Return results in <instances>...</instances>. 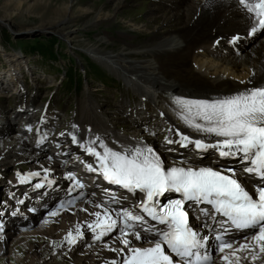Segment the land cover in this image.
<instances>
[{
	"label": "rangeland",
	"instance_id": "obj_1",
	"mask_svg": "<svg viewBox=\"0 0 264 264\" xmlns=\"http://www.w3.org/2000/svg\"><path fill=\"white\" fill-rule=\"evenodd\" d=\"M188 2L189 0H0V84L4 83L2 78L8 80L9 76L5 74L9 71V61L16 58L18 61H14V65L21 68L30 92L26 94L27 86H21L19 93L12 90L6 91L4 93L6 98L0 99V111H3L1 115L3 117L0 116V141L7 142V138L13 139L17 137L16 133L19 134L21 128L17 130V125L21 121L16 123L12 118V112L17 107L28 106L34 102L30 107L40 110L39 107H45L43 105L51 100L53 111L57 113L50 112V103L43 114H39L38 111V115L48 114L51 118L52 124L47 128L50 133L42 137L43 139H39V130L44 132L46 129H43L36 120L38 130L29 135L30 143H28L31 145L37 142L36 145L31 146L34 147L32 149L34 151L39 150L37 145L40 146L43 143L45 146L41 150L43 152L47 151V145L51 143L52 147L49 146V152H47L50 154L68 148L69 146L65 145L70 138L68 142L64 140L65 143L61 139L66 129L72 125L73 119L79 115L82 102L90 99L94 106L102 109V112H108L109 120L120 126L122 131L130 134L144 132L145 136L150 137V141L167 150L165 153L167 155L169 149H172V152L180 150L182 146L179 143H166V138L174 141L169 137V129L164 134L153 137L151 135L155 125L145 128L141 126L140 129L129 126L125 120L127 116L124 118L117 111L124 107H131L129 112L131 113L133 110L131 99H134L138 107L139 97L133 90L129 91L130 86L126 84V76L124 77L122 72L117 73L109 68L105 65L106 63L98 62L96 59L101 56H96L97 54L92 50L104 55H115L125 48L148 49V45L160 41L159 39L165 34L175 33L184 27L185 22H189V18H183ZM100 13L105 15V18L93 22ZM234 23L229 20L225 24L216 25L217 28L224 27L223 35L228 42L218 44L216 42L214 45L217 44L219 48L221 44L230 46V38H227L226 32H229L230 26ZM222 47L227 49L223 45ZM243 47L244 49L239 50L238 55L240 64L250 66L253 59H262L264 31L259 32L251 43ZM230 48L228 51L220 48V52L228 58L229 62L234 58L231 54L233 48L231 46ZM131 59L139 64L152 60L150 56H142L139 52ZM181 78L194 84L200 81L197 74L192 72L181 73ZM16 85L15 89H17ZM28 99L32 100L27 104L24 101ZM134 114H136L135 111ZM139 120L144 125L141 115ZM59 131L62 132L60 136ZM53 147L57 150L50 152L54 149ZM15 153L12 151V154L3 156L0 152L1 204L2 199L14 194L9 192L4 195L3 192L4 187L9 188L10 191L13 190L11 182L14 188L19 189L18 191L28 185L31 188V194L29 192L31 197L35 190H39L36 186L29 184V181L22 182L21 177L26 171L41 168L35 161H27L24 155ZM66 153L63 152L67 159L71 157L72 152L67 153V156ZM54 159H56V165L62 161L59 156ZM89 196L87 193L85 197L78 200L85 201ZM53 200L49 199L48 202L51 211L44 210L47 213L43 216L36 214L33 216L32 223L28 224L31 220L26 221L22 215L17 214L15 218L9 216L12 208V214H16L12 207L15 198L7 199L5 210L8 213H5V216L8 217V222H0V264H81L77 260L78 256L74 254V249L72 250L66 244V239L57 237L60 228L64 226L53 227L59 219L65 222L64 217L66 215L70 217L71 205L64 206L60 198H57L58 201L52 202ZM60 204H62L61 208ZM16 220H20L19 225ZM87 248L88 245L82 246V250ZM37 257H40L39 262L36 261Z\"/></svg>",
	"mask_w": 264,
	"mask_h": 264
},
{
	"label": "bare ground",
	"instance_id": "obj_2",
	"mask_svg": "<svg viewBox=\"0 0 264 264\" xmlns=\"http://www.w3.org/2000/svg\"><path fill=\"white\" fill-rule=\"evenodd\" d=\"M186 6V12L183 14V18H189V22H185L184 27L175 33L165 34L159 39L160 41L148 45V49L130 50L125 48L115 55H104L96 50L92 51L97 54L96 56H101L98 57L99 59H96L98 62L106 63L105 65L109 68L114 69L117 73L122 72V75L124 77L126 76L131 84L130 88L139 97L138 103L140 105H143V100L146 99L148 103L152 104V106L154 105V107L159 108L163 112L162 121L170 127L168 130L170 138H173L174 141H178L180 137L177 135V132H180L190 136L192 139H204L206 143H214L220 138L214 136L209 137L207 134L198 133L187 127L184 122L179 119L177 114L179 109L170 102L165 93L175 91L178 94L185 95L192 99H210L234 94L257 84H264V57L260 60L253 59L254 61L251 62L252 64H250V66H244L242 63L240 64L238 62V55L240 54L239 52L244 49L243 46L247 43H251L259 32L255 34L251 33V28L256 23L255 17L239 3V0H189ZM103 18H105V15H101L100 13L95 17L93 22ZM229 20L235 22L233 25L231 24L232 26H230L229 32H226L230 38V43L232 41L230 46L233 48L231 54L234 58L230 62L227 60L228 58L220 52L219 46L217 44L214 45L216 42H228L225 39L226 36L224 37L223 35L224 31L222 29L224 27L217 28L216 25L219 23L225 24ZM235 45L237 46L234 48ZM138 52L142 56H150L152 60H148V63L145 64L136 63V61L131 58L137 55ZM12 60L13 62L18 61L16 58ZM16 68L19 69L20 67L17 66ZM191 72L197 74L200 80L199 83H190L188 80L181 78V73ZM2 79L6 82L5 78ZM17 89L20 91L21 86ZM33 104L34 102L28 106L20 105L12 112V118L16 123L21 121L20 124L24 126V123H26L25 121L30 123L33 120L29 119L31 116L35 117L33 125H36V120H38L37 122L40 123L41 127L46 129L44 132H42L41 129L39 130V139H43L42 137L50 133L47 128L52 124L51 118L48 114H44L43 116L38 115V111L40 112V110L30 107L33 106ZM146 104L147 103H145V105ZM139 109L140 108L137 109L136 114H134V110H132L131 113H129L130 115L128 114L125 119L132 128L137 127L140 129L141 126H143L139 120L141 115ZM23 111H25V113H23ZM2 113L3 111H0V116ZM29 115L30 117H28ZM109 119L108 112H102L100 107L94 106L90 99H86L82 102L79 115L73 119L72 125L66 129L61 139L62 142L65 143L64 140L67 136L72 139L74 135L76 139H78V142L73 146L68 143L65 145L66 147L69 146L68 148H63L58 150L55 154H50L47 153L48 150L45 152L41 151L45 147L44 144L41 143L40 146L39 144L37 145L39 150L34 151L32 150L34 147L32 148L31 146L36 145L37 142L30 145L28 139L29 135L32 133L30 128L31 125L20 129L19 134L16 133L15 135L17 137L11 139L12 137L9 136L10 138H7L6 136L7 142L0 141V152H2L3 156L10 155L12 151H15V154L24 155L23 157H25L27 161H35L41 168L26 171L22 177H28V179L24 182L29 181V184H32V186L43 185V183L47 182L51 184L54 183L53 181L57 182L55 183L56 186L62 184L60 185L62 187L59 189L60 192L58 194L54 193V196L50 195L48 198L51 199L53 196L52 200L56 198V201H58L57 198H60L63 204H65L64 206L67 207V204L71 205V207H69V209H71V211H69L70 217L63 215L67 223L59 219V222L53 227L56 228L63 225L64 227L60 228L57 237L65 239L69 231L75 236L76 227L79 225L80 231L83 234L82 237H78L74 244H70L66 240V244L69 248L71 247L72 250L74 249V254L78 256L77 260L81 264H112L113 261L120 264L125 258L127 249L120 242L122 237L119 227L102 239L96 240L95 233L88 228V224L96 220L93 213L100 212L101 215H103L104 208H108L113 218L117 219L118 225L122 226L121 218L116 216V212L127 208L130 203L119 198L116 199V201H119L118 203L114 202L109 199L111 196L102 192V190L100 191L97 186V184L102 181L101 179H103V176L100 175L96 176L98 180L94 183H88L84 184L83 187H77V191L69 194V190L76 186V184L72 183L71 179H68L69 171L74 166L73 162L76 160H73L72 157H68L71 160L69 164L60 161V163L56 165V159L54 158L59 156L60 159H62L61 157L65 156L63 152H72L71 156L76 153H81V151L84 153L91 142L96 140L97 137H100L103 143L118 151L123 150L125 147H143L145 145L152 147L157 154L161 156V159L166 162V165L175 164L172 163L173 160L169 159L167 154H165L167 150L165 151L162 146L150 141V137L145 136L146 134L144 132L141 131L140 134L126 133L119 128L120 126L118 127ZM3 127L2 130H4ZM37 130L38 129H36V131ZM36 137L38 138V136ZM99 144L100 141H96V143L91 144V146L102 153L103 149L100 148ZM212 150L216 149H207V151ZM178 151L180 150H177V152ZM198 153L203 154L204 152L201 151ZM89 156L94 157L91 155ZM193 165L194 166L191 167L222 168L221 162L219 161L211 162L210 165ZM55 166L60 168H55ZM183 166L185 165L183 164ZM223 168L226 169L227 167ZM233 168H239V166L235 165ZM31 173H39V175L31 176ZM238 174H240L239 171H237V175ZM37 188L39 189L38 191L45 189V187L42 189H40V187ZM30 191L31 188L25 192L29 195ZM87 193L90 196L85 201L82 199L78 200L81 197H85ZM28 201L23 204L27 205ZM69 201L74 202L72 204L69 203ZM85 202L87 203L84 204ZM61 205L62 204H60V208ZM97 205H103V207H97ZM120 206L122 208H120ZM43 209L51 211V208L47 205L39 209L33 216L41 214ZM250 233L251 231L240 234L237 239V244L242 243L246 235L250 236ZM127 238L132 241L129 247L149 246L145 244L143 240H136L132 235H129ZM84 245H88L86 250H82V246ZM113 249L116 251H113ZM121 249H123V251H120ZM256 254L259 258L253 261L250 253H241L240 255L242 257H248V259H242L241 264H264V254L259 253L258 250ZM36 261L39 262L40 257H37ZM213 264H223L220 260V256L213 260Z\"/></svg>",
	"mask_w": 264,
	"mask_h": 264
},
{
	"label": "snow or ice",
	"instance_id": "obj_3",
	"mask_svg": "<svg viewBox=\"0 0 264 264\" xmlns=\"http://www.w3.org/2000/svg\"><path fill=\"white\" fill-rule=\"evenodd\" d=\"M239 3L255 17L251 33L264 31V0H239ZM175 104L179 109V119L187 127L220 139L206 143L203 139H192L177 132L179 140L166 138V143H179L185 148L191 144L197 150L215 148L220 157H238L245 166L239 170L171 166L166 165L152 147H125L118 151L97 137L91 144L100 141L103 152L91 144L85 151L96 158L98 167L87 164L86 169L99 172L110 184L132 193H143V199L137 205L139 211L124 208L116 212L122 226L118 225L109 209L104 208L103 215L93 213L96 220L88 224V228L95 233V239L100 240L119 227L120 242L127 249V255L120 264H213L212 255L202 251L207 237L190 226V212L186 210V204L189 209L193 205L206 204L211 208H200V214L207 220H214L223 230L215 235L216 249L223 264H241L242 259H248L240 255L244 252L250 253L253 261L257 260V250L264 254V84L210 99L177 98ZM72 139L76 141L74 135ZM237 171L241 176L249 174L259 178L254 191L238 177ZM30 175L38 176L39 173ZM27 179L21 177L22 182ZM69 179L73 177L69 175ZM77 186L83 187L79 182ZM167 193L179 194V198L161 203L160 198ZM109 199L119 202L114 196ZM213 213L226 219L217 220ZM147 218L165 227L157 228ZM225 224L237 230L253 231L242 243L236 244L225 238L229 232ZM212 231L215 233V229ZM82 235L77 225L76 235L69 231L65 239L74 244ZM129 235L149 246L129 247L132 243L127 238ZM149 235L153 237L151 241L147 238Z\"/></svg>",
	"mask_w": 264,
	"mask_h": 264
}]
</instances>
